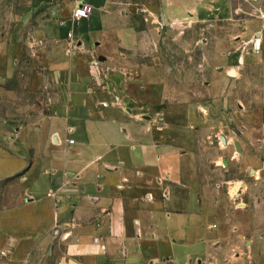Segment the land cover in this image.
Returning a JSON list of instances; mask_svg holds the SVG:
<instances>
[{"label": "crops", "instance_id": "crops-1", "mask_svg": "<svg viewBox=\"0 0 264 264\" xmlns=\"http://www.w3.org/2000/svg\"><path fill=\"white\" fill-rule=\"evenodd\" d=\"M76 1L92 8L88 19L34 1L45 16L40 41L71 54L51 64L56 100L47 115L24 126L0 122V264H264L252 241L245 249L247 235L226 231L210 202L217 189H200L194 103L193 114H165L134 98L160 82L133 71L130 55L146 43L127 18L108 13L111 0ZM234 1L162 4L169 24L220 33L209 99L264 111V0L247 8Z\"/></svg>", "mask_w": 264, "mask_h": 264}, {"label": "rangeland", "instance_id": "rangeland-1", "mask_svg": "<svg viewBox=\"0 0 264 264\" xmlns=\"http://www.w3.org/2000/svg\"><path fill=\"white\" fill-rule=\"evenodd\" d=\"M34 1L0 0L1 123L24 126L47 115L56 100L57 84L51 64L61 55L71 54L70 47L59 41H40L45 16L36 9ZM54 2L66 18L75 10L77 1ZM234 3L249 7L244 0ZM108 13L127 18L128 25L136 28L147 45L130 55L133 71L159 74L158 84L148 82L146 90L138 89L140 96L132 92L134 98L156 104L160 113L165 114L182 109L186 115V109L190 110V104L194 103V119L200 132L196 147L200 189L202 193L210 185L217 189L209 191L210 202L220 207L219 216L225 220L226 231L247 235L245 249L249 250L252 241L262 263L264 111L244 108L228 97L229 104H225L226 98L222 104L209 99L208 88L215 69L213 43L219 31L204 30L203 26L190 22L169 24L162 0H111ZM70 29L73 30V25ZM74 32L79 34L80 27H74ZM93 62L99 67L106 65L98 57ZM79 67L87 74L89 63L86 61ZM190 113L193 114L192 110ZM222 137L228 145L222 142ZM2 194L0 190V197ZM237 241L228 239L224 247L230 248Z\"/></svg>", "mask_w": 264, "mask_h": 264}, {"label": "built area", "instance_id": "built-area-1", "mask_svg": "<svg viewBox=\"0 0 264 264\" xmlns=\"http://www.w3.org/2000/svg\"><path fill=\"white\" fill-rule=\"evenodd\" d=\"M246 3H257L260 0H244ZM92 12V8L86 4H79L73 11L72 20L74 22H79L83 19H88L90 17V14ZM264 18V15H263ZM73 35L71 34L70 37ZM74 141H71V144H73ZM59 226H56V229H58Z\"/></svg>", "mask_w": 264, "mask_h": 264}, {"label": "water", "instance_id": "water-1", "mask_svg": "<svg viewBox=\"0 0 264 264\" xmlns=\"http://www.w3.org/2000/svg\"><path fill=\"white\" fill-rule=\"evenodd\" d=\"M230 75H231L232 77L235 75L234 70H232V71L230 72ZM222 142H223L224 144H226V139H225L224 137H222Z\"/></svg>", "mask_w": 264, "mask_h": 264}]
</instances>
